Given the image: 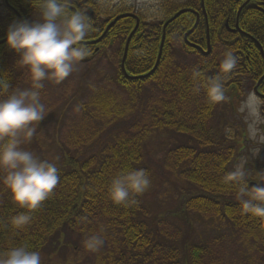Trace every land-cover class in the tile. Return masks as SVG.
Here are the masks:
<instances>
[{
    "label": "trees",
    "instance_id": "1",
    "mask_svg": "<svg viewBox=\"0 0 264 264\" xmlns=\"http://www.w3.org/2000/svg\"><path fill=\"white\" fill-rule=\"evenodd\" d=\"M245 0H203L208 22L211 53L204 57L198 50L185 45L183 36L195 22V15L184 12L165 28V39L160 62L156 70L145 79H126L120 68L125 42L135 25L133 17L119 19L106 32L100 42L86 45L92 55L112 43H118L117 69L113 79L120 89L134 96L143 86L157 93L155 102L160 109L149 115L151 129L171 130L184 135L189 142L177 141L176 158L182 162V178L189 184L176 198L175 207L162 218L173 217L175 228L170 236L156 228L157 218L148 216L145 207L146 192L136 197L137 204L130 207L115 205L107 192L111 179L122 171L144 169L151 177V168L146 161L145 144L139 133L118 135L111 144L100 147L95 155L80 159L78 155L63 152L62 161L56 165L59 183L50 197L38 210L28 212L17 208L11 196L2 187L0 198V255L12 247L26 245L30 251L39 252L42 264H48L58 252L70 249L78 255H89L84 264H215L212 249L203 244L193 243L195 230L190 212L197 213L225 223L234 238L241 244L260 254L257 264H264V218L245 215L234 199L236 184L225 183L224 178L239 163L233 158L231 138L224 135L228 124L223 118L221 103L210 105L203 85L208 78L219 76L225 86V95L230 104L236 99L244 100L264 74V4L250 0L242 8L238 19V9ZM0 7V41L6 38L8 27L16 22L30 23L38 18L39 0H2ZM75 11L86 12L92 25L84 41L98 39L109 23L117 16L133 14L130 10L100 12L92 0H65ZM161 5L158 19L149 20L136 14L139 26L131 36L124 71L129 76H141L154 66L164 23L182 10L197 11L200 20L187 40L203 49L206 34L200 0H159ZM68 11H72L68 9ZM20 17H19V15ZM237 24V31L231 33ZM227 26V28H226ZM241 32V33H240ZM181 53L199 58L193 65L176 61L175 42ZM221 47L222 54L214 62L213 52ZM8 47L0 45V75L7 76L3 59ZM232 51L238 58L236 68L229 74L220 71L223 53ZM200 73L199 79L193 72ZM8 79V76H7ZM199 87L198 93L194 88ZM264 93V79L259 85ZM161 95H160V94ZM264 104V101H263ZM264 116V108L261 110ZM264 132V126H263ZM260 162L247 168L248 186L255 173L260 170ZM21 212L31 216V221L23 229H14L11 218ZM160 218V217H159ZM160 221V219H159ZM99 234L104 245L96 253L87 252L83 242L91 235ZM68 238L72 245H65Z\"/></svg>",
    "mask_w": 264,
    "mask_h": 264
},
{
    "label": "rangeland",
    "instance_id": "2",
    "mask_svg": "<svg viewBox=\"0 0 264 264\" xmlns=\"http://www.w3.org/2000/svg\"><path fill=\"white\" fill-rule=\"evenodd\" d=\"M92 1L100 12L125 9L133 14H142L149 20L158 19L160 16L159 0ZM2 3L0 0L1 8ZM35 21L36 19L30 23ZM118 46V43H112L92 55L87 62H80L73 73L62 82H42L44 87L39 91L41 103L46 108V117L40 122L31 143L22 147L41 160L58 165L65 151L82 159L97 154L100 147L113 143L121 133H139L146 129L142 139L145 144V159L152 173L144 203L148 216L157 218L158 231L170 236L175 225L177 226L176 220L162 216L175 207L178 194L189 188V184L182 178L184 166L177 161L175 147L179 145L177 141L183 144L189 140L171 130L151 129L152 123L148 117L153 110L160 109V104L158 106L155 102L157 93L151 91L148 85L131 96L114 84ZM222 52L221 47L213 52L214 62L219 61ZM174 53L176 61L184 64L193 65L200 60L182 54L178 41L175 42ZM18 58L8 49L3 59L9 92L15 88L31 87L27 71L16 67ZM244 100L236 99L231 105L226 100L221 103L220 108H223V118L228 123L224 135L233 140L230 144L233 158L239 162L241 158H246V167L249 169L256 162L262 163L264 160V142L259 139L264 136L261 128L264 123L258 125L257 140L250 139L245 114L239 111ZM4 175L0 171V198ZM190 217L195 230L192 242L209 246L217 261L215 264H257L260 254L235 239L225 223L194 212H190ZM63 242L65 245L73 244L68 238ZM89 259V255L81 256L67 249L56 253L48 264H84ZM99 260L97 256L93 262L99 264Z\"/></svg>",
    "mask_w": 264,
    "mask_h": 264
},
{
    "label": "clouds",
    "instance_id": "3",
    "mask_svg": "<svg viewBox=\"0 0 264 264\" xmlns=\"http://www.w3.org/2000/svg\"><path fill=\"white\" fill-rule=\"evenodd\" d=\"M92 25L86 12L68 11L65 0H39L38 18L34 23L26 21L11 24L6 32V45L19 58L16 67L26 70L31 81L30 88H15L9 92L7 76L0 75V171L4 172L3 185L13 204L28 212L36 211L53 193L59 183L58 168L54 163L41 160L22 145L30 144L41 121L46 117V108L41 103L39 89L43 81L62 82L73 73L76 66L90 55L82 43ZM238 58L232 51L223 53L220 71L231 73ZM200 73L193 72L199 79ZM210 105L227 100L225 86L219 76L208 78L203 85ZM199 87L194 88L198 93ZM262 104L258 97L249 94L239 111L245 114L249 138L257 140L258 125L264 123ZM264 142V136L259 137ZM247 159L234 166L224 178L227 184H236L234 199L245 215L264 218V172L255 173L249 188ZM149 174L144 169L122 171L111 179L108 198L115 205L130 207L137 204L136 197L150 188ZM31 221V216L21 212L11 218L14 229L21 230ZM99 234L86 238L83 247L96 253L104 245ZM0 264H42L39 252L30 251L26 245L12 247L0 255Z\"/></svg>",
    "mask_w": 264,
    "mask_h": 264
},
{
    "label": "water",
    "instance_id": "4",
    "mask_svg": "<svg viewBox=\"0 0 264 264\" xmlns=\"http://www.w3.org/2000/svg\"><path fill=\"white\" fill-rule=\"evenodd\" d=\"M6 1H7V0H5V2H6ZM259 1H260L261 3L264 2V0H259ZM248 2H249V0H246V1L242 4V6L238 9V12H237V18H238V16H239V13H240V11L242 10V8H243L244 6H246V5L248 4ZM201 4H202V9H203V0H201ZM66 7H67V9H72V11H75V9H74L73 7H71V6H69V5H66ZM259 10L262 11L261 9H259ZM202 11L204 12V9H203ZM184 12H186V11H185V10L179 11L177 14H175L170 20H168V21L163 25L162 36H161V40H160V44H159V48H158V54H157V58H156L155 64H154L153 68H152L147 74H145V75H141V76H138V77H133V76H128V75L125 73V71H124V62H125V59H126V56H127V47H128V43H129V40H130L131 36L135 33V31L137 30L138 25H139V20H138V18H137L135 15H120V16L116 17V18H115V19H114L109 25H107V27L105 28V31L103 32V34H102L97 40H95V41H90V42H82V43L85 44V45H96V44H98V43L100 42V40L104 37V35L106 34V32H107L108 30H110V29L112 28V26H113V25H114L119 19H121V18H123V17H125V16H131V17H134V19H135V26H134L133 30L131 31L129 37H128L127 40H126V43H125V46H124V50H123V54H122V58H121L120 67H121V70H122V72H123L125 78H127V79H131V80L145 79V78H148V77H149V76H150V75L156 70V68H157V66H158V64H159V61H160V58H161V54H162V49H163V46H164V39H165V33H164V31H165V28L167 27V25H168L170 22H172L175 18H177L178 16H180V15L183 14ZM262 12L264 13V11H262ZM18 15H19V14H18ZM195 15H196V21H195L193 27H192V28H191V29H190V30L184 35V41H185V43H186L187 46H189V47H191V48H194V49H200L199 47L194 46V45L188 43L187 40H186L187 36L190 35V34L193 32V30L196 28V26H197V23H198L199 18H198V15H197V14H195ZM19 17H20V16H19ZM20 19H21V18H20ZM22 21H23V20L21 19V22H22ZM235 30H237V24L235 25V29H233V30H231V31H235ZM5 42H6V39L1 40V41H0V45L3 44V43H5ZM210 50H211V48H210L209 33H208V27H207V25H206V49H205V50H202V55H203V56H208V55L210 54ZM260 53H261V55H262V57H263V59H264V55H263V52H262L261 49H260ZM263 79H264V75H262V77H261V78L259 79V81L257 82L256 86L253 88V94H257V95H259L258 92H257V88H258L260 82H261ZM260 172H264V161H263L262 164H261ZM253 186H254V184H250V187H253Z\"/></svg>",
    "mask_w": 264,
    "mask_h": 264
},
{
    "label": "flooded vegetation",
    "instance_id": "5",
    "mask_svg": "<svg viewBox=\"0 0 264 264\" xmlns=\"http://www.w3.org/2000/svg\"><path fill=\"white\" fill-rule=\"evenodd\" d=\"M198 13V12H197ZM199 14V13H198ZM202 15H203V12H202ZM199 20H200V16H199ZM203 21H204V25H205V20H204V15H203ZM208 25V23H207ZM234 33V32H232ZM203 50V49H202ZM200 54H201V51H200ZM257 91L259 93V95H256L258 97V99L261 101V104H262V108H264V104H263V101H264V98L261 97V96H264V93H262L259 88H257ZM263 129V127H261Z\"/></svg>",
    "mask_w": 264,
    "mask_h": 264
}]
</instances>
